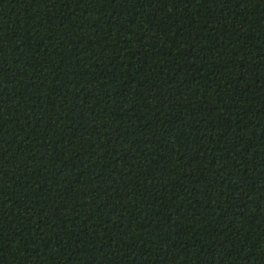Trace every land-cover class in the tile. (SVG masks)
I'll return each mask as SVG.
<instances>
[{"label": "trees", "instance_id": "obj_1", "mask_svg": "<svg viewBox=\"0 0 264 264\" xmlns=\"http://www.w3.org/2000/svg\"><path fill=\"white\" fill-rule=\"evenodd\" d=\"M0 264H264V0H0Z\"/></svg>", "mask_w": 264, "mask_h": 264}]
</instances>
